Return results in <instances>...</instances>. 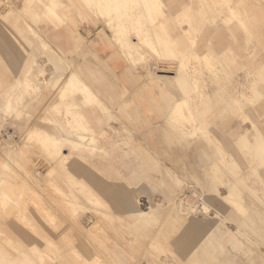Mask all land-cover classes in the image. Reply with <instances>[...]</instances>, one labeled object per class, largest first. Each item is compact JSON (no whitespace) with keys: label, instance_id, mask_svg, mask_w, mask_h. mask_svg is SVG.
<instances>
[{"label":"rangeland","instance_id":"1","mask_svg":"<svg viewBox=\"0 0 264 264\" xmlns=\"http://www.w3.org/2000/svg\"><path fill=\"white\" fill-rule=\"evenodd\" d=\"M127 1L122 2L135 0ZM190 1L198 8L197 0ZM249 1L238 0L236 14L253 13L248 59L253 60L254 87L247 91L250 98L234 104L231 82L242 74L246 59L233 57V38L224 23L218 31L222 44L213 38L207 55L219 62L221 78L219 84L199 89L205 93L201 102L192 99L193 85L187 79L172 90L156 84L157 75H174L157 72L162 66L150 63L184 26L168 14L185 16L177 0H136L127 4L134 6L129 9L112 0L105 10H91L82 0H0V264H264V0ZM24 4L25 9H18ZM204 16L196 31L201 52L208 48L201 39L212 37L220 25L219 15L213 20ZM68 28L77 38L71 37L67 56L90 63L87 81L100 86L101 79L117 92L120 83L109 68L116 62L125 83L140 84L141 103H170L157 129L133 118L138 112L149 114L133 110L134 94L107 99L95 91L100 101L89 96L85 104L94 119H101L98 123H91L87 111V123L73 121L78 118L73 98L70 111L63 114ZM121 28L129 31L130 41L136 29L151 32L143 38L146 44L133 50L120 45ZM171 46L184 54V45ZM127 52L133 53L131 58ZM50 78L54 81L44 82ZM123 97L129 111L121 110ZM67 130L74 146L61 141ZM43 161L51 167L47 173L36 166ZM229 175L233 182L224 184ZM221 186L227 197H221ZM51 201L62 203L61 209ZM235 201L245 206L243 212ZM135 206L144 210L140 216H151H128ZM179 209L188 212L183 215ZM215 220H221L220 230L228 227L236 234H213ZM187 226L200 227L193 243L187 242Z\"/></svg>","mask_w":264,"mask_h":264},{"label":"bare ground","instance_id":"2","mask_svg":"<svg viewBox=\"0 0 264 264\" xmlns=\"http://www.w3.org/2000/svg\"><path fill=\"white\" fill-rule=\"evenodd\" d=\"M117 1H121V0H117ZM123 1V0H122ZM120 2L121 7L125 4V2ZM127 1V0H126ZM130 1V0H129ZM132 1V0H131ZM134 1V0H133ZM136 1V0H135ZM134 1V3H135ZM140 2L142 0H139ZM240 1H244V0H240ZM252 1V0H250ZM249 1V2H250ZM82 2H84L85 5L88 6L89 9L94 10L93 6H95L98 10L102 7H104V10L106 8V3L107 2H112V0H82ZM128 2V1H127ZM126 2V3H127ZM193 2V1H192ZM192 2L187 3L184 8L180 11L182 12L183 16L182 18H178V15H176V18L179 20L180 24H184V26L181 28L180 34L178 35V37L176 38H172L173 40L170 41L169 43H165V46L162 48V51L160 53V55H155V61L150 63V67L154 66V65H158V66H162L161 68L159 67V69H157V72H163V73H174V75L169 76V75H157L158 77V83H156L159 87H162L164 89H170L177 83V82H182L184 79H187L188 82H190L193 86H191V88H189V90H193L194 94L191 96L192 99H194L195 103H198L201 99L203 94L205 95V93H203V91L200 92V88L203 86H208V83L210 84H219V80H220V71L221 68L218 65V61H212L210 59H207V57L209 56V50L212 49V47L208 46V48L205 51H199L197 49V45H198V40L200 41V37H198V34L196 33V31L201 28V26L203 25V23H205V20L207 19V17H201L204 14H207L211 20L215 19L216 17V13L218 11V9L220 8V10H227L228 17L230 19H232L233 24L228 25L227 26V30L230 31L231 33V37L235 40H242L245 44L243 47L239 48L241 50V53H236L237 56H239L240 58H245L246 62H243L241 64V68H242V74L240 75V79H236V82L232 81L231 79V86L233 89V94H232V101L234 104H238L239 103V99L241 97L243 98H250L248 89L253 86V82L250 79L251 73L254 74L251 69L250 66L252 64L251 60L248 59V56L250 55L251 51L249 49V44H250V39L253 37V33H252V21L250 19V17L248 15H242L241 16L236 14V10L237 8V2L238 0H197L198 3V8L195 9L193 8ZM247 2V1H245ZM244 2V3H245ZM123 3V5L121 4ZM131 4H134L132 2H130ZM127 3V4H130ZM137 3V2H136ZM116 4V3H115ZM127 4H125L124 6H126ZM130 4V5H131ZM239 4V2H238ZM249 4V3H248ZM247 4V5H248ZM113 5V4H112ZM242 5V4H241ZM99 6V7H98ZM116 6H119L116 4ZM123 6V7H124ZM129 5H127L128 7ZM136 6V5H135ZM141 6V5H140ZM120 7V6H119ZM134 7V6H133ZM133 7H124L123 9H129V8H133ZM121 9L120 13H122ZM135 9V8H134ZM131 10V9H130ZM137 10V9H136ZM150 10V9H149ZM239 10V9H238ZM95 12V11H94ZM119 12V11H118ZM131 12V11H130ZM242 12V11H241ZM134 13V12H133ZM213 13L212 16L209 14ZM109 14V13H108ZM129 14V13H128ZM131 14V13H130ZM141 15V11L139 13ZM181 15V14H180ZM130 16V15H129ZM125 17V16H124ZM208 17V18H209ZM130 18V17H129ZM134 19V18H133ZM118 20V19H117ZM133 22V20H132ZM147 22V20H146ZM143 23V22H140ZM139 23V24H140ZM106 25V24H105ZM123 26V25H122ZM127 27V26H126ZM125 27V28H126ZM129 27V26H128ZM110 28V27H109ZM143 28V27H142ZM100 30V29H99ZM137 30V31H136ZM135 32L133 30V34L135 35V37H133L134 40L130 41L128 36H129V31L128 33H126V31L123 30V28H121L118 32V40L120 42V45L122 46H126L127 48H131V49H135L136 47H138L139 45L141 46V43H145V41H143V38L146 37L145 35H148L150 31H148V29H136ZM66 34L68 38L72 37V33L69 32V29H66ZM77 32V31H76ZM79 32V31H78ZM131 32V31H130ZM220 33V32H219ZM76 34V33H75ZM128 34V35H127ZM151 34V33H150ZM79 35V34H78ZM81 35V34H80ZM109 37V36H108ZM75 38H77L75 36ZM85 37H83L84 39ZM199 38V39H198ZM137 39V40H135ZM197 39V40H196ZM154 41V38L152 39ZM203 39H201L202 41ZM82 41V40H81ZM113 41V40H112ZM186 41V44H185ZM86 42V40H85ZM189 42V43H188ZM180 43V45H184V54L182 52V49H177L174 50L173 47L171 46L172 44H176L178 45ZM188 43V44H187ZM146 44V43H145ZM86 46V45H85ZM87 47V46H86ZM125 47V48H126ZM141 48V47H140ZM90 49V48H89ZM87 49V50H89ZM130 49V50H131ZM138 49V48H137ZM190 50V52H185L186 50ZM125 50V49H124ZM129 50V52H131ZM132 50V51H133ZM90 51V50H89ZM127 51V50H126ZM144 52V51H143ZM181 53L182 54V58L181 59H175V55L174 54H178ZM70 53V48L65 51L64 55L66 57V61L64 65L63 69V73L61 74V84L63 86L62 92H64L62 94V98L63 101L64 99L66 100V102L64 103L63 107H64V113L66 114L67 111H70V103L69 98H73L74 103L76 105L77 108V112H76V116L78 118H74L73 121L78 120L80 122H84L83 119V111L84 109L87 107V98L89 96H92V98H96L98 101H100V99L98 98V96H96V89L95 86L93 85L90 81L86 80L85 77V73L87 72V70H89L91 68V65L88 61L85 60H79V58H71L69 59L67 54ZM128 53V52H127ZM129 54V53H128ZM133 53L129 54L132 55ZM143 54V53H142ZM208 55V56H207ZM70 57V56H69ZM72 57V56H71ZM132 56H130L129 58H131ZM193 58L194 61H189L190 58ZM222 58V57H221ZM154 60V59H153ZM201 60H204L203 62ZM210 60V61H209ZM221 61V60H220ZM222 62V61H221ZM62 65V64H61ZM60 65V66H61ZM224 65V64H223ZM140 66V65H139ZM117 67V66H116ZM146 67V66H145ZM144 67V69H145ZM226 67V66H225ZM228 67V66H227ZM142 69V67H140ZM240 68V69H241ZM114 70V69H113ZM28 71V69H27ZM62 71V70H61ZM141 71V70H139ZM254 71V70H253ZM232 72V71H231ZM26 73V72H25ZM141 73V72H140ZM205 75H207V79L205 78ZM228 75V74H227ZM146 76V75H145ZM153 76L155 77V75L153 74ZM153 77V78H154ZM228 77V76H226ZM230 77V76H229ZM147 78V77H146ZM148 78H150L148 76ZM156 78V77H155ZM53 78H50L48 80H45L44 82H51L54 81ZM228 79V78H227ZM226 79V80H227ZM34 81V80H33ZM145 81V80H144ZM150 81V80H149ZM222 81V79H221ZM26 82V81H25ZM227 82V81H226ZM129 84H127L128 86H131L132 88H137L138 86H140V84H133L131 82H128ZM236 83V84H234ZM26 84V83H25ZM214 84V86H215ZM177 85V84H176ZM175 85V87H176ZM36 86V85H35ZM61 86V87H62ZM29 87V86H28ZM190 87V86H189ZM218 87V86H216ZM221 87V86H220ZM219 87V89H220ZM229 87V86H227ZM254 87V86H253ZM179 88V87H178ZM207 88V87H206ZM230 88V87H229ZM196 89V90H195ZM205 89V87H204ZM210 89V88H209ZM208 89V90H209ZM222 89V87H221ZM225 89V88H224ZM223 89V90H224ZM218 90V89H217ZM226 90H228L226 88ZM226 90L224 92H226ZM236 90V91H235ZM189 91V93L191 92ZM222 91V90H221ZM251 91V90H250ZM179 92V91H178ZM210 92V91H209ZM216 92V91H215ZM218 92V91H217ZM223 92V91H222ZM228 92V91H227ZM226 92V93H227ZM252 92V91H251ZM153 93V92H152ZM129 94V93H128ZM191 94V93H190ZM189 94V95H190ZM219 94V93H218ZM221 94V93H220ZM224 93H222L223 95ZM212 95V94H211ZM75 96V97H73ZM220 96V95H219ZM227 96V95H226ZM205 97V96H204ZM124 98V97H123ZM153 98V97H152ZM224 98V97H223ZM229 98V97H228ZM227 99V98H226ZM249 101H252L251 99H249ZM192 102V101H191ZM201 102V101H200ZM210 102V101H209ZM223 102V101H222ZM231 102V101H230ZM153 103V102H151ZM208 103V102H207ZM220 105V103H219ZM224 105V104H223ZM221 106V105H220ZM230 107V106H229ZM235 107V106H234ZM228 108V106H227ZM169 109V108H168ZM72 110V108H71ZM231 110V109H230ZM233 110V109H232ZM171 112V111H170ZM115 113V112H114ZM73 114V113H71ZM170 114V113H169ZM230 114V113H229ZM75 115V114H74ZM169 116V115H168ZM167 116V117H168ZM69 117V116H68ZM68 123V122H67ZM78 125V124H77ZM76 125L75 129H78ZM81 126V125H80ZM79 126V127H80ZM203 126V125H202ZM72 128V127H71ZM82 128V127H81ZM81 130V129H80ZM82 131V130H81ZM75 133H78L77 130L74 131ZM87 133V132H86ZM85 135V134H84ZM89 135V134H88ZM72 131L67 130L66 134L63 135L61 138V141H64L65 143H70L72 144ZM81 136L83 135H79L78 133V137L77 138H81ZM57 142V141H56ZM56 145V144H55ZM73 145V144H72ZM74 146V145H73ZM95 149V148H94ZM38 163V162H37ZM40 166L36 164L38 169L41 168H46L47 165L44 166V164H47L45 161L40 162ZM44 166V167H43ZM46 171V170H45ZM39 173V172H38ZM36 177V176H35ZM40 180V179H39ZM32 187V186H31ZM92 202V201H91ZM245 203V202H244ZM88 204V202H87ZM91 205V204H90ZM128 210V209H127ZM144 211L135 206V208H132L131 210H129L127 212L128 216H132V217H137L138 215H141V213H143ZM96 220V219H95ZM98 221V220H97ZM99 223V222H98ZM95 225L92 224V226ZM98 225V224H97ZM91 226V225H90ZM90 227V231L94 230L91 229L93 227ZM100 228V227H99ZM96 229V228H95ZM96 232V231H94ZM14 246V245H13Z\"/></svg>","mask_w":264,"mask_h":264},{"label":"crops","instance_id":"3","mask_svg":"<svg viewBox=\"0 0 264 264\" xmlns=\"http://www.w3.org/2000/svg\"><path fill=\"white\" fill-rule=\"evenodd\" d=\"M181 5H182V8H181V10L184 8V6L187 4V3H190L191 1L190 0H177ZM26 4H24V5H22L20 8H18V9H25L26 8ZM192 6V5H191ZM193 7V6H192ZM193 8H195V9H197V7H193ZM180 10V11H181ZM176 12L175 11H168V14L169 15H173V16H176L177 14H175ZM209 14V13H208ZM213 13H211V14H209V15H212ZM227 15V17L225 16V15ZM228 12H227V10H225V9H223V11L221 10H218L217 11V13H216V15H219L220 17H219V19H220V21H219V23L218 24H220V25H217L216 27H215V31L213 32V36L212 37H210V38H207V39H203L202 41H203V46H210V47H212L213 46V43H212V40H213V38L215 39V41H216V43L217 44H222V40H220L219 39V28H220V26L224 23L225 24V29L227 30V26L228 25H231V24H233V21H232V19H230L229 17H228ZM242 15H248L249 17H250V19L252 18V15H253V13L249 10V11H247V13H243ZM217 20H218V18H217ZM253 22H254V18H253V20H252V25H253ZM222 23V24H221ZM68 29H70L71 30V33H72V38H74L75 39V35H74V33H75V30H72V28H68ZM66 30V29H65ZM215 34V35H214ZM72 38H68L67 37V34H66V31H65V42H64V49H63V52H65L66 50H67V48L69 49V48H71V40H72ZM233 45L234 46H229V50H231L232 51V53H233V57L234 58H240L239 56H237V54L236 53H241V50L239 49V48H241V47H243L245 44H242L243 42H242V40L240 39V40H235V39H233ZM242 42V43H241ZM217 44H215V45H217ZM251 45V43L249 44V46ZM251 47V46H250ZM90 51L93 53H95V52H97V50L95 51V50H93L92 48H90ZM96 55L95 56H97L98 54L97 53H95ZM250 57V56H249ZM251 58V57H250ZM251 60V62L253 61L252 59H250ZM117 66V67H116ZM109 68H110V70H111V72H112V75L115 77V78H118V80H119V83H120V87H119V89H118V91L116 92L115 90H113L112 88H111V84L109 83V84H107V83H105V82H102V80L100 79V86H95V89H96V92L97 93H99V94H101V95H105V96H107V99L110 97V96H113L114 94H121V95H123V96H126V95H130V94H134L136 97L135 98H133V104H134V106H133V110H135V111H141V110H143V111H147V112H149V114L147 115V117H142V115L138 112V114H137V116H136V114L134 115V117L133 118H137V119H143L144 121H146V122H148L151 126H152V130H154V129H157L156 127H158V125H156V124H158L159 123V121L160 120H163L162 118H161V115L160 114H162L165 110H167V108H168V106L170 105V103H167L166 105H157V103L155 102V103H153V104H150V105H148V104H143V103H141V101L139 100V98H138V95H139V91H140V89L139 88H132V92H130L131 91V89H130V86H128L126 83H125V81H124V78H125V76H124V73L122 72V70H121V67L119 66V64L118 63H116V62H113L112 63V66L111 65H109ZM114 69V70H113ZM42 72V71H41ZM121 73V74H120ZM95 79H96V81H95V83H97L98 82V77L96 76L95 77ZM238 79H240V76H239V78ZM45 80H47V79H44V81ZM21 80H19V82H20ZM129 93V94H128ZM129 97V96H128ZM125 100V101H124ZM123 103H122V108H121V110H122V112H124V111H126V110H130L131 109V107H130V103H126V99L124 98L123 99ZM8 105H9V103L8 104H6V107H8ZM85 111H87V112H89V118H90V121H91V123H98V121H101V119L100 120H98V119H94L95 117H94V113H93V111L92 110H89L88 111V109H84V111H83V114L85 113ZM96 113H97V111H96ZM156 115H160L159 117H157ZM83 119H84V121H85V123H87V119L85 118V117H83ZM128 120H129V118H128ZM112 127V126H111ZM102 132V131H101ZM244 136V137H243ZM241 141L242 142H247V140H246V133H244L243 135H242V138H241ZM64 142V141H63ZM247 144V143H246ZM11 151V149H8V152H10ZM47 164H44V166L45 165H47V167L46 168H44L46 171H44V172H46L47 173V171H49L50 170V165H48V162H46ZM218 166V165H217ZM213 170V169H212ZM246 170H250V169H246ZM214 171V170H213ZM39 173H40V171H38ZM37 172V173H38ZM226 175H228V174H226ZM260 175L262 176V175H264V171L262 170L261 172H260ZM230 180H231V177H230V175L229 176H227L225 179H224V184H229L230 183ZM233 180L234 179H232L231 180V183L233 182ZM229 186V185H228ZM219 189H220V191H221V193H223L224 195H221V197H227V188H225V186H221V187H219ZM67 203H69V201H67ZM235 203V205H236V208L238 209V210H240V211H244L245 210V206H243L241 203H239V202H234ZM58 204V205H57ZM51 206L52 207H54V208H57L58 210L59 209H61V206H62V203H58L57 201H51ZM178 207H179V205H178ZM180 210V209H179ZM186 210V209H185ZM144 211V210H143ZM181 212H183L182 210H180ZM180 211H178V213H180ZM188 211H184L183 212V215H186V213H187ZM193 211H190V213H192ZM147 213V212H146ZM127 214V213H126ZM151 216V215H150ZM149 215L148 216H145V215H142V216H140V215H138L136 218H140V217H150ZM186 217H190V215H188V216H186ZM210 218V217H209ZM221 221V220H220ZM220 221H218V220H215L214 221V225H212V226H210L211 228H214V231H213V234H223V235H228V236H233L234 234H236V232H237V230H233V229H229L228 227H227V229H223V230H220L219 229V222ZM245 222H247L246 220H240V223H245ZM210 223H211V221H210ZM94 224V223H93ZM223 224V223H222ZM92 226V225H91ZM90 226V227H91ZM215 226V227H214ZM89 227V228H90ZM186 236H187V242L188 243H193L194 241H195V239L197 240V238L199 237V233H200V227H198V226H195V227H186ZM211 230V229H210ZM205 237V236H204ZM204 237H202V239H200V241H197V244L196 245H193V250H196V249H198L199 248V245L201 244V242H203V240H204ZM177 245L179 246V247H182V246H184V244H183V242H181V243H178L177 242Z\"/></svg>","mask_w":264,"mask_h":264},{"label":"built area","instance_id":"4","mask_svg":"<svg viewBox=\"0 0 264 264\" xmlns=\"http://www.w3.org/2000/svg\"><path fill=\"white\" fill-rule=\"evenodd\" d=\"M5 135H7V137H9V134L5 133Z\"/></svg>","mask_w":264,"mask_h":264}]
</instances>
